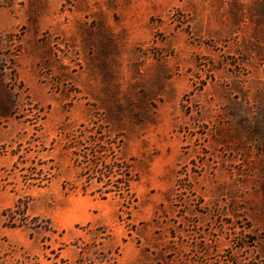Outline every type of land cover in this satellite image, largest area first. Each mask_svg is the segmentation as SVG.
Instances as JSON below:
<instances>
[{
    "label": "rangeland",
    "instance_id": "rangeland-1",
    "mask_svg": "<svg viewBox=\"0 0 264 264\" xmlns=\"http://www.w3.org/2000/svg\"><path fill=\"white\" fill-rule=\"evenodd\" d=\"M127 169L131 204L98 191ZM101 242L118 264H264V0H0V264H106Z\"/></svg>",
    "mask_w": 264,
    "mask_h": 264
},
{
    "label": "trees",
    "instance_id": "trees-1",
    "mask_svg": "<svg viewBox=\"0 0 264 264\" xmlns=\"http://www.w3.org/2000/svg\"><path fill=\"white\" fill-rule=\"evenodd\" d=\"M75 142V141H74ZM72 143V148L75 150L73 153L78 157H83V160H80L77 158V163L79 165L85 164L84 170L89 175L88 178L93 179L97 178L99 182H104L105 178H108V181H111L112 177L114 175L113 167L109 166V164H106V155L103 151H96L93 153H82L81 149L79 148L80 143ZM70 147V146H69ZM20 159H23L22 156H20ZM19 163V162H18ZM42 164V163H40ZM36 170V169H35ZM121 170V169H120ZM34 174L30 175H24L25 181L29 186H45L47 183L51 180V173L45 171L44 169H39L37 172H32ZM36 174V175H35ZM46 181V183L42 184V182ZM131 181H132V175L129 169H127L126 172L120 173V177H117V186L114 187H101L98 189V191L102 192L104 190L105 193L114 192L117 195H119L125 203L131 204L130 202V192H131ZM87 188V187H85ZM106 188V189H104ZM28 209V202H24L23 200L19 199L15 204V209H9L4 213V216H7L8 221L7 225L12 227H21L26 224L28 221V216L26 215V211ZM23 213H22V212ZM10 212V213H8ZM17 214H22V218H18ZM25 218V219H23ZM38 217L33 218V220H37ZM102 233L106 234V228L103 227V229H100ZM92 232V230H90ZM106 238L109 239L110 235L106 234ZM104 237V239H106ZM95 246L97 244H94ZM99 249H97L98 252L102 253V255L105 257L106 264H118V257L120 256V247H117L114 251L112 249L108 250L107 252L104 250L105 243L101 242L98 244ZM63 249V248H62ZM91 247L89 245H86L81 249L80 254L83 255L85 251L90 250ZM93 262H90L92 264ZM76 264H86V261L83 259V256L80 257Z\"/></svg>",
    "mask_w": 264,
    "mask_h": 264
},
{
    "label": "crops",
    "instance_id": "crops-1",
    "mask_svg": "<svg viewBox=\"0 0 264 264\" xmlns=\"http://www.w3.org/2000/svg\"><path fill=\"white\" fill-rule=\"evenodd\" d=\"M59 256L61 257V255H69L71 259H76L78 257V253L76 251V249H73L72 247H68V248H63L59 250ZM80 255V253H79Z\"/></svg>",
    "mask_w": 264,
    "mask_h": 264
}]
</instances>
